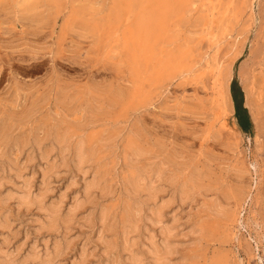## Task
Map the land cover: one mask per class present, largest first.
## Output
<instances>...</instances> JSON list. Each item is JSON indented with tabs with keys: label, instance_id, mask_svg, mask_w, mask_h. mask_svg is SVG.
<instances>
[{
	"label": "bare ground",
	"instance_id": "6f19581e",
	"mask_svg": "<svg viewBox=\"0 0 264 264\" xmlns=\"http://www.w3.org/2000/svg\"><path fill=\"white\" fill-rule=\"evenodd\" d=\"M84 1L0 0V6L3 5L12 11L15 24L22 32H26V30L28 32V27L24 24L26 21L27 24L36 25L37 30L45 24L49 25L51 23L54 39H51V42L49 41L51 44L48 47V54L52 59H61L62 56L59 55L64 49L63 43L68 36H72L76 40L77 38L82 39L81 42H84V39L89 40V49L98 53L97 59L101 64L102 62H105V64L111 63L117 74L122 75V78L131 87V90L127 92L124 90H121L120 93L117 92L120 99L116 101V105H119V109H121L117 111L121 112H117L119 116L116 115V119L115 113L111 112L115 120L111 119L112 114L109 111L112 110H108L109 108L106 110L109 113L105 111L104 113L106 116H110V114L111 116L102 119L105 115L102 116L100 111L103 114L102 110L106 108L103 104H100V107L98 105L97 108L95 106L97 104L94 103L91 112H88V114H92L85 122H80L81 124L77 125L78 128L76 126L74 128L73 125L72 128L69 124H66L65 119H61L63 122H55V119L53 121L51 118L49 121L51 120L53 123L48 121L49 124L46 126L48 129H46L47 131L44 130L43 135H41L40 130L33 129V126L28 128L29 132H23L22 130L17 133L20 125L21 128L30 123L36 125L37 121L34 120L38 119V114L41 111L39 106L46 100L77 105L76 102H79L78 100L83 96L82 88L76 84L74 87L71 85V88L62 89L60 85L57 87L59 82L56 84L57 89L55 88L50 96L51 98L49 97L51 93L49 91L50 93L47 94L49 99L41 97L43 100H40V103L38 102L39 105H37V101L34 102L32 105L36 104L29 107L33 108L30 111L26 107L28 113L25 112L24 118H22L23 114L19 119L17 117V120L16 117L15 119L6 117L8 119L5 122L1 120L4 123L0 124V142H7L8 145L18 144L20 148L22 147L21 149L28 152L27 161L32 164L38 157L44 164L41 166V185L39 191L35 193L36 190L33 189L37 173L36 171L28 172L27 166L30 164L21 166L19 161L8 158L5 152L3 155L6 154V157L0 155V211H2L0 213V227L11 230L13 221L19 219L22 212L26 211L30 214L32 210L37 209L43 216L39 218V229L46 230L50 233V236H55L54 242H51L50 239L44 242L45 248L43 250H40L39 241H36L30 251L27 254L25 253L26 256L23 257L22 261V257L20 258L21 262H19L21 264L28 262L32 264H63L64 262L61 263L62 259H64V256L66 257V254H69L78 239V235H76V239L72 238V230L76 224L82 223L79 229L87 227L90 228L91 233L85 232L87 228L85 231L84 229L80 231L77 228L81 235L84 234L85 237L83 236L84 243L81 242L80 249L78 247L79 255L72 260L71 264L90 263V257H97L96 254L99 248L100 250L103 249V252H99L107 259V262L112 259L113 255H116L118 264H228L230 259L223 258V255L222 257L214 256L211 259L208 256L210 252L204 253L203 250L206 248L207 251V248L211 247L222 249L224 244H229L235 238V226L237 223L239 224L240 215L250 197L251 190L249 188L251 186H237L235 189L223 186L225 189L222 190L223 188H217V185L213 184L216 188L212 189L214 188L211 186L212 183H207V179L211 178L208 175L211 174L207 175L199 165L187 161L182 153L184 157L179 156L178 153L170 154L166 149L152 153L153 150L145 147L146 145L131 148L134 145V141L132 142L133 136L135 134L137 136V132L134 124H132V118H126L124 112L128 113L130 110L138 108L135 109L138 113L141 108L145 106L147 108V105L150 107L152 105L151 100H153L150 94L153 92L156 93L158 102L161 101L175 82L181 81L184 83L187 80L199 77L203 64L206 63L213 84L211 86L212 95L206 100L193 99V104L188 107L184 106V102H178L176 109L181 107V111L184 109L190 110L198 121L204 122V129L198 131L199 133L196 132L202 143L215 141L216 144L219 142L221 146L228 150H238V141L235 142L230 135L225 136L224 131L234 132L237 127L234 124L230 126L229 123L234 113L230 88L234 79V64L242 55L243 47L238 46L239 42L236 39L229 52L220 59V46L222 41L230 35L229 33L211 44L210 49L207 51L199 52L198 35L207 32L211 37L214 30V22L210 20L212 16L208 17V15H205L206 12H202V14L204 13L203 16H198V14V17L194 18L195 11L204 0ZM230 2L226 1L229 4ZM121 4H124L123 8ZM210 4L209 2L211 8L213 4L212 6ZM242 4L237 5L236 2L235 5L239 8L233 7L232 10L234 11H228L229 14H233V20L229 17L230 21L238 19L236 22L241 24L243 14L249 10L253 11V4L249 3L251 6L249 5L246 8ZM222 5H225V3L223 4L221 1L220 6ZM203 7L206 6L203 5ZM121 9L126 11V18H123ZM226 13L227 11L223 15L228 17L229 14L227 16ZM222 20L223 23H221L219 30L226 28L227 20ZM121 25H123V29L120 28L122 31H118ZM121 33L122 35H120ZM52 34L50 37H52ZM241 35L243 36V33L238 36L241 37ZM47 36L49 37V35ZM118 38H120L119 44H114L115 40H119ZM49 42L46 44L48 45ZM74 44H76L75 47L79 46L78 43ZM239 45L242 46V43H239ZM93 55L95 54L93 53ZM55 59H53V63ZM59 75L54 69L52 77L59 79ZM17 79H14V85L21 92L23 89L20 88V80ZM199 83L201 82L199 81ZM98 87L94 88L96 94ZM99 91V98H102ZM243 91L246 96L245 108L248 109L256 129L259 130L258 120L264 109V88L253 80L245 79L243 81ZM101 93L103 92L101 91ZM156 97L155 99H157ZM81 99L83 101L84 98ZM148 100L151 104L146 103ZM107 101L110 102V98ZM84 102L86 104V100ZM111 102H114V99ZM45 103V106L49 103L53 105L50 101ZM113 106L111 105V107ZM78 107L80 108L79 104ZM93 108L98 109H95L97 113H94ZM48 113L52 115L49 110ZM130 113L129 116L132 115ZM49 114H47L48 117H50ZM98 115L102 117L99 118ZM120 116L122 117L120 118ZM56 117L54 116V118ZM24 124L25 126H22ZM108 125L112 126L111 129L114 128L115 132L113 129V134L110 133L107 137L96 138L94 131H98L100 126L101 128L105 126V128H110ZM97 128L98 130H96ZM101 130L103 131V129H100L98 132H101ZM255 140L258 146L261 143L259 134H257ZM131 142L132 145H130ZM63 171L71 173V175L69 174L70 179L67 186L64 187V191H61L62 193L57 198H52L53 200L49 201V197L54 191L53 182L59 178V174ZM79 178L83 179V185L80 188L83 189L76 195L74 194V200H71L69 206H65L68 192L72 191L73 188H79ZM18 180H20V183L17 182ZM119 181H121V185L118 183ZM8 184H11L12 190L7 191L5 189ZM118 184L121 186L120 192L118 191V188H120ZM214 191L215 193H213ZM209 192L215 194L217 198L220 193L223 194L221 196H224L222 199L224 202L221 203L219 201L221 199L208 198ZM199 198L202 199L203 203L200 202V204L205 208L208 206V199L221 203L218 202L217 207L214 205L215 208L212 204L211 207H208V214H211L208 219L213 222L206 219V216V218L203 216L192 220V218H189L190 215H186L189 219L184 222L182 214L187 207L182 210L183 206L189 205L187 209H190V213L188 214H191L192 207L190 208V205ZM13 201L17 203V209L10 207ZM15 210H17V216L14 215ZM198 212L200 211L198 210ZM83 213L84 215L79 218ZM168 214H171V216L168 217ZM219 228L222 229L223 234H218ZM188 241V244H182ZM91 247H93L92 251ZM102 255H99V257ZM17 262V258L9 256L8 253L0 255V264H17Z\"/></svg>",
	"mask_w": 264,
	"mask_h": 264
},
{
	"label": "rangeland",
	"instance_id": "374dc122",
	"mask_svg": "<svg viewBox=\"0 0 264 264\" xmlns=\"http://www.w3.org/2000/svg\"><path fill=\"white\" fill-rule=\"evenodd\" d=\"M208 1L211 3L210 4L211 6L213 4V6L211 8L209 6ZM216 1L217 0H214V1L213 0H204L198 6L197 10L194 13V18H196V16L198 14H199L198 16H200V15L203 16L204 13L202 14V12H206L205 15H208V17L212 16V17H210V20H212L214 22V24H213V27H214L213 32L214 33L212 32L213 36L211 35V37H210V35H208L207 32H205L203 34L200 33V35H198V39H199V43H200L199 44V52L203 53V52L207 51L208 49H210L211 44L218 41L219 39H222L223 37L227 36L230 33V35L227 36L226 40L222 41V44L220 46L219 58L220 59L223 58L224 54L228 53L229 50L232 48V45L235 42V40L238 39V42L242 43V46L239 45V43H238V46L243 47V53L237 59V61L234 64V74H233L234 75L233 76L234 82H236L238 84V86L241 88L243 94H244L243 81L245 79L246 80L247 79L253 80L256 84H258L264 88V0H238V1L228 0V2L231 1L230 4L226 3L227 0H218L217 2ZM219 1H220V3H219ZM221 1L223 2V4L225 3V5L220 6ZM235 1L237 2V5L238 4L241 5L242 3H244L242 5L245 8L248 7L250 4L251 5L253 4L252 5L253 11H250L249 9H247L249 11H246L243 14L245 17L244 16L242 17L243 21L241 20V22H240L241 24H238L236 22V20L238 21V19H235V21H230V19L233 20V16H232L233 14H229L228 11H231L233 9V7H236ZM243 1H245V2H243ZM81 2H82V0H81ZM83 2H85V1L83 0ZM233 2H234V4H233ZM214 3H216V4H214ZM245 4H247V5H245ZM203 5L206 7H203ZM121 6L123 8L124 4H121ZM243 6H240V7H243ZM238 8H239V6L236 7V9H238ZM200 9H201V11H200ZM219 9H220V11H219ZM121 11L123 13V18L124 17L126 18V11L124 9L123 10L121 9ZM225 11H227V13H226L227 16L229 14L228 17L223 15V13ZM232 11H234V10H232ZM246 13L247 14L249 13L250 15L249 14L247 15ZM231 16H232V18H231ZM229 17H230V19H229ZM222 19L227 20L226 24H225L226 28L219 30L221 23H223ZM215 20H217V21H215ZM122 26L123 25H121V27L118 28V31L123 29ZM33 27H35V28L34 29L32 28V34H31L32 36L30 37L31 38V44L30 45L32 46V49H34L33 50L34 52L33 53L26 52L28 50V46H26L24 53H20L19 56H15L12 59H9V61L7 62V66L4 69L3 74L0 76V124L2 123L1 120H4V122H5V121H7L8 118L15 119V117L17 120V117L19 119V117L22 116L23 114L24 115L22 118H24L25 112L27 111V109L30 111L31 109H33L32 107L35 106L36 103H37V105H39L38 102L40 103L41 102L40 100H43L44 97L49 99V97L52 95L55 88L57 89V87L59 85L61 86L62 89H68L67 87L71 88L72 87L71 85H73V87H74V86H76V84L78 87L82 88V90H83V96H81V98H84L83 101L80 98V100H78L79 102H76L77 105L74 106L71 104H62L60 102H55L52 100H48V101L46 100L45 102L49 103V101H50L51 103H53V105L49 103L47 106H45L46 103L42 102V104L43 103H45V104H43V105L41 104L39 107H40L41 111L44 110L42 112L45 114H43L40 111V113L38 114V119L34 120L35 122L37 121L36 125H35V123H34V125H31L33 123H30L29 125L27 124L26 125L27 127H26L24 124V125H22V126H25L24 128L22 127L23 129L21 128V125H20L19 128H21V130L18 131V129H19L18 128L17 133L22 131V130H23V132H25V131L29 132L28 128H31L33 126L32 127L33 129L40 130L41 135H43L44 130L47 131L46 129H48V127H46L47 124L53 123L51 120L49 121V119H51V118L53 121L55 119V122L56 121L63 122V120L65 119L66 122L65 121L64 122L66 124H69L72 128H73V126H74V128H75V126H76V128H78L79 126H77V125H80L82 123V121L85 122L86 119L89 117V115L92 114V113L88 114V112H91V110H92L91 108L95 104H97V105H95L96 107L98 105H99L98 107H100V104H103V106H105L104 108H106L105 110H102L103 114L100 111V114L102 116L105 115L104 118H102V119H106V117L109 118L111 116V114H112L111 119H113L114 116L116 119V117H117L116 115H118V113L121 112V111L118 112L121 109H119L120 108L119 105H116L117 104L116 101H118V99H120L118 97L119 94L117 92L120 93L121 90H124L127 92V91L131 90V87H130V84H127V81L124 78H122V75L117 74V71L115 70L114 66L111 63L105 64V62H102V64H101V62L97 59L98 53L92 52L89 49L90 48L89 40L84 39V42H81V41H83L82 39L80 40L79 38H77V40H76L74 38L75 39L74 40L72 36H68L66 41H64V43H63L64 49H63L62 53L59 55L60 57L62 56L63 58L62 57H61V59L53 58V59H55L54 63H53V59L49 56L50 54H48L49 53L48 47L51 44L50 43L51 39L52 40L54 39L53 38L54 34H52L53 27H52L51 23L49 25L45 24V26H42V27L39 26L40 30L36 29V28H38L36 25H34ZM46 27H48V28H46ZM218 30H219V32H218ZM239 30H243V31H239ZM241 32L243 33V36L241 35V37H240L238 35L242 34ZM51 34H52V37H50ZM47 35H49V37ZM120 35H122V33ZM201 35H203V36H201ZM209 37H210V39H209ZM46 38H48V39H46ZM118 39L119 40H115L114 44H116V43L119 44L120 38H118ZM48 42H49V44L47 45L46 43H48ZM208 42H211V43L208 44ZM70 43L73 45H71ZM74 43H78L79 46L75 47L76 44H74ZM68 45L70 48L67 47ZM72 46H74L75 49H74V47L72 48ZM87 50H88V52H87ZM50 51H51V49H50ZM93 53L95 55H93ZM97 60L99 61V63ZM227 60H229V59H227ZM53 67H55V68H53ZM54 69L57 71L58 75L60 74L58 77L59 79H57V78L54 79V77H52ZM208 70L209 69L207 68V64L204 63L203 68L199 73V77L192 78L190 80L185 81L184 83L181 81L175 82L173 84V86H171L169 88V92H166L168 94L163 96L165 98H162L161 101L158 102V97H156V93L153 92L152 94H150V95H152L150 97H152V99L155 101L151 100L152 105H150V107H149V105L146 104V103H148V104L150 103V101L148 100L145 103V105H147V108H145L146 106L141 108V109L139 108L140 110L138 111V113L135 111V109H138V108H134V109L130 110L128 113L124 112L125 113L124 115H126V118L127 117L132 118V124H134L135 131L137 132V136L135 134L133 136V139H132V142L134 141V143H133L134 145H132V142H131L130 145H132V147L131 146L130 147L135 148L136 146H139V145H142V146L146 145L145 147H148L149 149L151 148V150H153L152 153L153 152H159L162 149H166L167 152L170 154H173V153L177 154L178 153L179 156H182V157L185 156L184 158L187 161H189L193 164L199 165L201 169H204L205 172L207 173V175L211 174V175H208L211 178L207 179V183H212L211 184L212 187H214L213 186V184H214L215 186L217 185V188L218 187L220 189L223 188L222 190H224L227 187L235 189V187H237V186L238 187L239 186L245 187L247 185L248 186L250 185L251 187L250 188L248 187L251 190L250 197H249V199L245 205V208H244L242 214L240 215L239 224L237 223L235 226V231H236L235 238L229 244H226V245L224 244L225 247L223 246L222 249H218L216 247H211V248H207V251H206V248L203 251H204V253L210 252L208 254L209 258H211V257L214 258V256L215 257H218V256L222 257V255H223L224 256L223 258H225L227 260H229V259L231 260V261L230 260L228 261V264H264V109H263V111L259 117V120H258L259 130L256 129V126L253 123V121L251 119V115L248 111V114H249L251 122H252V132L250 134L244 133L241 130V128L239 127V125L237 123L236 116H235V109H234V113H233L232 117L230 118L229 123H230V126H233V124L237 125L236 130L234 132L232 131L233 133L232 132L229 133V131L228 132L224 131V134H225V136H229V135L232 136V139L235 140V142L238 141V143H239L238 144L239 145L238 150H235V151L228 150L227 148L221 146V143L217 142L218 144H216L215 141H210L208 143L205 142L206 144L204 142L202 143V140L198 137V133H199L198 131H200L201 129H204V127H205L204 122L200 121V120L198 121L196 116L190 110L184 109L183 111H181V109H180L181 107L176 109V104H178V102H184V106L188 107L190 104H193L192 103V102H194L193 99L206 100L212 95V87L211 86H213V84H212L211 74H209L210 70L209 71ZM17 78L20 80V82H19L20 88L23 89V90L20 89L21 92L14 85V83H15L14 79H17ZM118 80H119V82H118ZM233 80H232L230 90H231L233 103L235 104L233 91H232L233 84H234ZM199 81L201 83H199ZM58 82H59V84L56 87V84ZM117 82H118L119 86L117 85ZM96 87H98L97 88L98 89L97 94L94 93V92H96L94 90V88H96ZM30 88H31V91H30ZM84 90H85V92H84ZM98 91L100 92V94L104 95V96H102V95L100 96L103 98L104 102L102 101V98H99ZM101 91L105 94L101 93ZM48 93H50L49 97L47 95ZM112 94H113V96L111 97ZM169 94H171V95H169ZM107 95L110 98V102L107 101V100H109V98L107 99V97H108ZM115 95H117L116 96L117 98L116 97L114 98ZM154 96L157 99H155ZM41 97L43 99H41ZM104 97H105V100H104ZM113 99H114V102H111ZM85 100H86V104L84 102ZM95 100H97V101H95ZM34 102H36V103L34 105H32ZM83 102H84L85 107L83 105ZM54 103H55V105H54ZM78 104L80 105V108L78 107ZM60 105H62V106H60ZM67 105H68V107H67ZM111 105L112 106L114 105V106L111 107ZM30 106H32V107L29 108ZM73 106L75 107V109ZM26 107H27V109H26ZM43 107H44V109H43ZM110 107H111V109H110ZM107 108H109L108 110H112V111H109L110 113L111 112L115 113L114 116H113V113H111L110 116L108 114H107L108 116H106L104 111L106 112ZM245 109H247V108H245ZM45 110H46V112H45ZM48 110L55 117L57 115H60V116H57L56 118H54V116L51 117L52 115L48 113ZM96 110H98V109H96ZM96 110L94 111V113L96 112ZM130 112H133V113H130ZM26 113H28V112H26ZM41 113H42V115H41ZM129 113L132 115L129 116ZM47 114H49L50 117H48ZM6 115H8V116H6ZM99 115L97 117H99ZM40 116H41V118L42 117H44V118L41 119ZM102 116H100L99 118H101ZM6 117H8V118H6ZM121 117L122 116H120V118ZM120 118L118 117V119H120ZM61 119H63V120H61ZM83 119H85V120H83ZM115 119H113V120H115ZM122 120H124V118H122ZM48 121H49V123H48ZM37 126H38V128H37ZM102 126H104V124H102ZM108 126L110 128H108V127L107 128H105V127L101 128V126H100V129H103V131L101 130V132H98V131H100V129L98 130V128H99L98 127L96 129L98 131H96V132L94 131V133H95L94 135H96L95 137L96 138H102V137L109 136L110 133L113 134L115 132V129L113 128L114 129V132H113V129H111L112 126H110V125H108ZM40 127H41V129L43 128L42 132H41ZM44 127H46V128H44ZM196 132H198V133L196 134ZM257 134H259V136L261 138V143L258 146L256 145V140H255ZM138 135H140V136L138 137ZM0 143H1L0 144V155H2L4 157L7 156L11 160L14 159V161H19L21 166H27V164L29 163L30 165L27 166L28 172L36 171L37 175H36V179L34 182V189L33 190L34 191L36 190L35 193L38 192L40 185H41V181H42L41 166H42V164H44V162L41 161L37 157L38 159L36 158V161L34 160V162H32V164H31V162L27 161L28 160V152L26 150L21 149L22 147L20 148V145H18V144H11V145L9 144L8 145L7 142H4V143L0 142ZM16 145H18V146L16 147ZM200 148H202L201 149L202 151L200 150ZM238 151H239V153H237ZM4 152L7 154V155L5 154L6 156L3 155ZM179 152H180V154H179ZM206 160H208V161H206ZM204 164H205V166H203ZM209 170H210V172H209ZM215 170H216V172H215ZM65 173H66V171H63L61 174H59L60 175L59 178H57L53 182V185H54L53 190L55 192L53 191V193L50 196L51 198L49 197V199H50L49 201H52L53 199H55V197L57 198L62 193L61 191H64V189L66 188L67 182L70 179L69 176L71 175V173L70 172H67L66 174ZM64 175H66V176H64ZM219 175H221V176H219ZM82 180L83 179L79 178V185H78L79 188L78 187L73 188L72 191L70 190V192H68L67 201H66L65 206H69V204L74 200L73 197H75V195L78 192L82 191L83 188L80 189L83 185ZM210 180H211V182H210ZM17 182L20 183V180H18ZM17 182H15V183L18 185ZM120 182L121 181H119L118 183L121 185ZM119 184H118V186H120ZM234 184H236V185H234ZM11 188H12L11 184H8V185H6L5 189L7 191H9V190H12ZM215 188L216 187H214L212 189H215ZM118 189H119L118 191L120 192L121 186ZM210 193L211 192H209L207 195L208 198H212V197H213V199L217 198L216 195L213 194V193H215V191L213 193H211L212 196L210 195ZM221 195H223V194L220 193V195H219L220 198L218 197L217 200L221 199L219 201H221V203H223L224 201H222V199L224 196L222 197ZM199 199L190 205V208L192 207L191 209H192L194 214L192 213V211H191V214H188V213H190L189 212L190 209H187L189 207V205L183 206L182 210L187 207L186 209L183 210L185 213L182 211L183 212L182 219L184 222H186L189 218H192V220H193L196 218L199 219V217L201 218L203 216H204V218L207 217L206 219H208L211 216V214H208V212H209L208 207L209 206L211 207L213 205V208H215L216 205L218 206L219 201L218 202L215 200L210 201L208 199L207 201L209 203H208V206H206V208H205L204 206H202V204H203L202 199H200V201H199ZM213 199H211V200H213ZM200 202L202 204H200ZM221 203L219 202V204H221ZM115 204H117V203H115ZM10 205H11L10 207L12 209H17V203L15 201H13ZM0 210H1V208H0ZM198 210L200 212H198ZM1 212L2 211H0V213ZM25 212L26 211L22 212V215L20 216L19 219H15L13 221V228L11 230L3 229L0 227L2 229V230L0 229V253L1 254L8 253L9 256L11 255V257H14L15 259L17 258V260H18L17 264H21L20 262L22 261L23 257L26 256V254L30 251V249L32 248V245L36 241H39L40 250H43L45 248L44 242L48 239H50L52 242L54 240V237H55V236H50V233L47 232L46 230H40L39 229L40 228L39 218H41L43 216L41 215V213L37 209L32 210L30 212V214H29V212L28 213L27 212L25 213ZM16 213H17V210H15V214H14L15 216L18 215ZM82 215H84V213L81 214L79 216V218H81ZM178 215H180V214H178ZM186 215H190L192 217L189 216V218H188ZM170 216H171V214H168V217H170ZM179 217H181V215ZM208 220L210 222H213L210 219H208ZM81 224L82 223L76 224L72 230L73 231L72 232L73 233L72 238L76 239V237H77L76 235H78V239L76 240V243H75L74 247L72 248L74 250L71 249L69 251V254H66V257L64 256V259H62L61 263L64 262L63 264H71L72 260H74L79 255L78 250L80 249L81 242L83 241V239L85 237L84 234H83V236H84L83 237L80 233V231H82L84 229V228H82L81 230L79 229L81 227ZM75 227H76V229H75ZM86 228L84 229V231L86 230ZM33 230H35V231H33ZM33 232H34V234H33ZM85 232L91 233L90 228H87V230ZM28 234H30V235H28ZM218 234H223V231L221 228H219ZM80 236H81V238H79ZM30 243H31V245H30ZM82 243H84V241ZM188 243H189V241L186 243H182V244H188ZM10 244H11V246H10ZM77 245H79V246H77ZM19 247H21V249H19ZM78 247H79V249H78ZM92 248L93 247H91V251H92ZM99 251L103 252V249L100 250V248H99V250L96 254L97 257L96 256L92 257V258L90 257V263H88V264H96V263L97 264H99V263L100 264H115V260H116V264H118V260L116 258L117 257L116 255L115 256L113 255L112 259L110 258L111 260L110 261L108 260V262H109L108 263L107 259L105 257H103V255ZM203 251H202V253H203ZM221 253H223V254H221ZM99 255H102V256L99 257ZM101 257H103V258H101ZM20 258H21V261H20ZM113 258H114V260H113ZM26 264H32V263L28 262Z\"/></svg>",
	"mask_w": 264,
	"mask_h": 264
},
{
	"label": "crops",
	"instance_id": "0c3cea01",
	"mask_svg": "<svg viewBox=\"0 0 264 264\" xmlns=\"http://www.w3.org/2000/svg\"><path fill=\"white\" fill-rule=\"evenodd\" d=\"M10 11L9 8H5L3 5L0 6V76L3 74L9 59L19 56L20 53H24L26 46H28L26 52H34V49H32V46L30 45V37L32 34V30L30 31V29H32L34 24H30L29 21V24H27L26 21L24 24L28 27V32L27 30L26 32H22L15 24V17H13L14 15L12 11Z\"/></svg>",
	"mask_w": 264,
	"mask_h": 264
},
{
	"label": "trees",
	"instance_id": "16d2710c",
	"mask_svg": "<svg viewBox=\"0 0 264 264\" xmlns=\"http://www.w3.org/2000/svg\"><path fill=\"white\" fill-rule=\"evenodd\" d=\"M232 91L235 103L239 108L236 116L239 121V127L244 133L250 134L252 132V122L248 114V110L244 108V94L236 82L233 84Z\"/></svg>",
	"mask_w": 264,
	"mask_h": 264
},
{
	"label": "flooded vegetation",
	"instance_id": "af4514ba",
	"mask_svg": "<svg viewBox=\"0 0 264 264\" xmlns=\"http://www.w3.org/2000/svg\"><path fill=\"white\" fill-rule=\"evenodd\" d=\"M234 109H235V116H237V112H238V107H237V105H236V103L234 104ZM237 119V118H236ZM239 121H238V119H237V123H238ZM238 125H239V123H238Z\"/></svg>",
	"mask_w": 264,
	"mask_h": 264
},
{
	"label": "water",
	"instance_id": "95a60500",
	"mask_svg": "<svg viewBox=\"0 0 264 264\" xmlns=\"http://www.w3.org/2000/svg\"><path fill=\"white\" fill-rule=\"evenodd\" d=\"M233 82H234V80H233ZM243 99H244V107H245V103H246V96H245V94L243 96Z\"/></svg>",
	"mask_w": 264,
	"mask_h": 264
}]
</instances>
